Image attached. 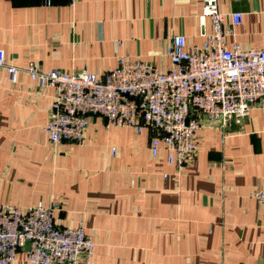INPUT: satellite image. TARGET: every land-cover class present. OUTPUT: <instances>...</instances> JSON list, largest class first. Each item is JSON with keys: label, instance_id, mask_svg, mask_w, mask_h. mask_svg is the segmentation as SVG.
Here are the masks:
<instances>
[{"label": "crops", "instance_id": "0c3cea01", "mask_svg": "<svg viewBox=\"0 0 264 264\" xmlns=\"http://www.w3.org/2000/svg\"><path fill=\"white\" fill-rule=\"evenodd\" d=\"M229 45L264 47V0H218ZM202 0H0L8 61L97 73L131 54L169 67L172 36L202 40ZM240 11L231 26L229 13ZM211 31L209 17L203 26ZM56 93L26 70L0 74V202L61 201L60 225L83 220L95 241L78 264H264V110L198 130V156L179 180L151 132L92 116L82 143L50 141L43 124ZM116 148L115 150H113ZM168 173V177L164 174ZM12 264H31L19 253Z\"/></svg>", "mask_w": 264, "mask_h": 264}, {"label": "built area", "instance_id": "2783aa9c", "mask_svg": "<svg viewBox=\"0 0 264 264\" xmlns=\"http://www.w3.org/2000/svg\"><path fill=\"white\" fill-rule=\"evenodd\" d=\"M229 15L231 26L241 21L240 11ZM206 17L209 32L203 27ZM224 18L218 0H202V40L189 49L185 35L174 34L166 50V70L131 54L120 55L116 65L100 73L44 70L34 60L23 68L8 61L0 48V74L5 70L17 82L19 72L26 70L41 86L56 88L43 124L52 143H82L92 116L100 114L107 127L149 129L151 154L166 151L179 180L183 168L197 159L200 128L208 122L222 127L239 123L256 104L264 110V47L229 45ZM253 195L264 205V187ZM61 203L0 202V264H12L20 252L31 264H78L82 256L90 261L95 241L83 220L57 223Z\"/></svg>", "mask_w": 264, "mask_h": 264}]
</instances>
